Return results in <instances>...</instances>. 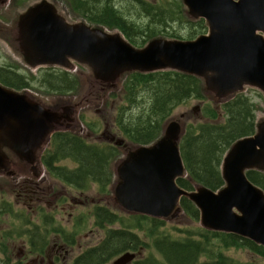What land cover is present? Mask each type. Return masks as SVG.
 Instances as JSON below:
<instances>
[{
	"label": "water",
	"instance_id": "water-1",
	"mask_svg": "<svg viewBox=\"0 0 264 264\" xmlns=\"http://www.w3.org/2000/svg\"><path fill=\"white\" fill-rule=\"evenodd\" d=\"M188 19L205 20L208 31L193 40L155 37L134 46L120 31L86 21L71 22L51 0H37L15 21L16 33L5 31L0 41L31 70L86 67L90 89L78 103L49 106L29 89L16 90L0 82V174L18 173L43 180L44 151L59 131L77 132L78 109L94 105L129 73L176 71L200 78L204 93L225 103L246 88L264 95V0H182ZM9 0H0V8ZM81 125V124H80ZM79 125V126H80ZM185 125L171 119L149 145L131 147L106 131L104 139L123 148L115 162L112 201L123 212L161 220L184 214L182 198L200 212L204 229L247 238L264 247V190L247 172L264 173V117L256 132L237 140L225 153L218 190L195 185L183 189L178 180L188 172L181 155ZM136 253H125L113 264H131Z\"/></svg>",
	"mask_w": 264,
	"mask_h": 264
},
{
	"label": "trees",
	"instance_id": "trees-1",
	"mask_svg": "<svg viewBox=\"0 0 264 264\" xmlns=\"http://www.w3.org/2000/svg\"><path fill=\"white\" fill-rule=\"evenodd\" d=\"M68 2L90 23L109 30H120L136 47H143L164 33L173 38L193 40L207 32L205 20L193 22L185 16L181 0H167L163 7L142 0ZM39 73L36 76L27 75L20 66L8 63L0 66V82L20 91L30 88L61 96L79 93L80 80L72 72L46 68ZM203 86L200 78L176 71L129 73L122 85L125 102L116 109L115 122L121 134L135 145H149L161 136L164 125L177 107L193 99L209 101L210 104L202 108L206 122L188 124L181 141V155L188 177L177 182L186 190H193L195 185H204L212 190L223 187L221 164L225 153L237 140L253 135L258 121V104L248 94L239 93L221 105L216 103L217 107L204 93ZM221 117L223 120L219 121ZM78 133L56 132L43 153V164L50 176L78 192L84 193L95 184L103 193H108L113 183L111 165L122 156V150L111 143H90ZM65 161H72L77 167L71 169L63 164ZM247 176L264 190L263 172L250 170ZM93 206L95 226L103 230L105 236L97 245L80 253L73 264H109L128 252L138 253L132 264H264L258 261L238 262L214 251L218 246L247 249L264 259V247L247 238L201 227L182 229L172 226L183 233L182 237L174 238L165 220L120 214L103 205ZM181 206L184 214L199 222L200 212L193 202L182 198ZM52 227L56 228L53 215L44 213L43 245ZM57 230L63 233L70 246L76 245L75 233ZM139 231H143L151 241L144 240ZM13 233L15 231L4 232L7 237ZM36 243L32 242L33 247ZM152 246L159 257L153 253L140 255ZM203 257L206 260H202Z\"/></svg>",
	"mask_w": 264,
	"mask_h": 264
},
{
	"label": "rangeland",
	"instance_id": "rangeland-1",
	"mask_svg": "<svg viewBox=\"0 0 264 264\" xmlns=\"http://www.w3.org/2000/svg\"><path fill=\"white\" fill-rule=\"evenodd\" d=\"M37 0H9L7 5H4L0 8V17L3 20V29L5 31H12L16 33L15 30V21H17L20 17V14L25 11V9L34 3ZM55 2L58 6L60 12L71 22H79L86 21L88 24L90 23L86 18L79 15L75 12L68 0H51ZM151 3L158 4L159 6L166 4L167 0H148ZM15 14V15H14ZM15 16V17H14ZM1 19V18H0ZM94 25V24H92ZM109 30V29H108ZM115 31V30H109ZM158 37H166L174 39L170 37L167 33L160 34ZM22 60L13 53L10 48L0 41V66L6 65L8 63H13L21 67V71L27 75H39V71L42 69H46L45 67H39L36 70H31L27 66H25ZM77 75L80 80V89L79 93L74 96H61V95H52L37 89L30 91L33 92L35 97L40 101L46 103L49 106H55L57 104H61L63 102H72L78 103L82 101L84 95L90 89L91 83L93 81V77L90 71L82 66L77 64V68L72 72ZM126 78V77H125ZM123 82L120 83L118 87L115 89H111L104 93L103 97L96 102L94 105H86L84 102L82 107L78 109V123L76 125L77 132L83 138H85L90 143H105L103 138V133L111 132V134L116 135L118 138L126 139L119 129L117 128L115 122L116 109L119 105L123 104L125 101L123 92H122ZM25 90V89H24ZM245 93L253 98L255 103H258L257 109V118L258 120L264 117V95L252 88H246ZM110 95V97H109ZM212 100V104L219 107L214 101L213 97H210ZM210 104L209 101L193 99L190 100L179 107H177L173 114L169 117L167 121L171 119H175L179 121L182 125H185V130L189 125H198L199 122H206V118L203 115L202 108L205 105ZM211 104V105H212ZM260 111V113H259ZM259 114V115H258ZM261 117V118H260ZM223 117L219 119L222 121ZM89 126H88V124ZM81 124V125H80ZM80 125V126H79ZM91 125V127H90ZM127 140V139H126ZM129 145L132 147V143L127 140ZM64 165L73 169L76 168L77 165L72 161L63 162ZM111 171L113 173V181L115 177V165L114 163L111 165ZM22 174L18 173L15 177H6L5 175L0 174V201H9L11 203H16V193L13 191L15 187V179L20 177ZM42 181V180H41ZM43 187V193H39L41 197V201H37L36 203H29V199H20V203L16 204V207L12 210L11 213L5 215L1 214L0 211V257H4V251H12L15 252V255L18 256V252L24 250V243L21 239V236L24 235L23 228L29 226L26 224L27 222V214H28V205L34 206L32 210L30 209V215L35 217V210L41 207L42 215L44 213H50L55 218L54 226L59 229H64L68 234L75 233L76 235V245L72 248L65 246L61 239L53 238V242L58 243V247L63 246L65 249L61 251L62 257L59 259L52 260V264H73L74 259L82 253L85 249L97 245L105 236V232L101 229H98L95 226V218L93 215V205H103L108 206L112 210H115L118 213H124L121 209H119L112 201V185L109 187L108 193H103L100 188L93 184L90 189L84 193L78 192L73 188H70L50 175H47L43 178V182L41 183ZM74 200V202H73ZM1 206V205H0ZM3 207L0 208L2 210ZM34 211V214H33ZM29 215V214H28ZM33 221L42 225L41 219L31 218ZM167 226L170 227V232L173 237H182L183 233L178 232V230L173 229L172 226H176L182 229L201 227L200 222H195L191 220L186 214H182L179 218L175 220L167 221ZM114 227H119V225H115ZM22 228V229H21ZM15 231V234L12 239L11 237H7L4 232L5 231ZM139 235L147 241H151L150 238H147L146 234L143 231H139ZM14 242V243H13ZM215 243H218L217 241ZM152 245V243H151ZM68 251V255L65 257V253ZM215 252H221L229 257H232L238 262H249V261H258L264 263V259L260 256L255 255L251 251L247 249H237V248H229L225 249L222 246H218L214 250ZM149 253L155 254L159 257L155 248L149 247V250L142 251L140 253L141 256H147ZM206 256V255H204ZM65 257V258H64ZM208 257V256H207ZM30 259V258H29ZM202 260H206V257H203ZM47 264V263H46ZM109 264H113V261Z\"/></svg>",
	"mask_w": 264,
	"mask_h": 264
},
{
	"label": "flooded vegetation",
	"instance_id": "flooded-vegetation-1",
	"mask_svg": "<svg viewBox=\"0 0 264 264\" xmlns=\"http://www.w3.org/2000/svg\"><path fill=\"white\" fill-rule=\"evenodd\" d=\"M142 1L149 2L148 0H142ZM151 4L157 7L159 6L158 4H154V3H151ZM161 7H163V5H161ZM0 18H1L0 20L3 22L4 19L2 17ZM104 134L105 132L103 133V138H104ZM46 173L47 175H50L47 170H46ZM15 182L16 183H15V187L13 191L16 193V197H17L16 203L14 204V202L11 203L9 201H4V200L0 201V205H1L0 208L3 207L2 210L0 211L1 213H4L5 215H8V213H11V210H13L16 207V204L20 203V199L23 197L24 199H29V203L30 202L36 203L37 201H41V197L39 196V193H43V187L41 185L43 180L42 181L36 180V179H32L31 177L21 175L20 177L15 179ZM27 205H28L27 212L29 215L27 214L26 217H28V220H29L28 222L30 223L28 224L29 226L25 227L24 235L19 238L24 243V250L23 251L20 250L17 254L18 256L15 255V252H13L12 254V251H8V250L6 252L4 251V254H3L4 257L3 258L0 257V264H46V263L52 264V260L59 259L62 257L61 251L65 249L63 246L58 247L57 242H53V238H56V237L61 239L62 243L65 246L72 248V246L69 245L67 239L66 240L64 239L63 233L57 230V227L56 228L52 227L51 232L49 231L47 232V236L45 237L46 243L45 245H43L42 225L38 224L37 222L31 219V218H35V220L36 219L42 220L43 216H41L42 215L41 207L35 210V214L33 211V214L35 215L34 217L33 215H30L29 213L30 209L32 210L34 206L29 205V204ZM45 214H49V213H45ZM53 219L55 223L54 216H53ZM14 236L17 237L15 233H13L12 236H8V237H11L12 239ZM32 242H37L36 247H33ZM67 255H68V251H66L65 257Z\"/></svg>",
	"mask_w": 264,
	"mask_h": 264
},
{
	"label": "bare ground",
	"instance_id": "bare-ground-1",
	"mask_svg": "<svg viewBox=\"0 0 264 264\" xmlns=\"http://www.w3.org/2000/svg\"><path fill=\"white\" fill-rule=\"evenodd\" d=\"M15 15V14H14ZM15 17V16H14ZM258 104V103H257ZM259 109V108H258ZM257 113V112H256ZM259 113H260V111H259ZM259 115V114H258ZM261 118V117H260Z\"/></svg>",
	"mask_w": 264,
	"mask_h": 264
}]
</instances>
